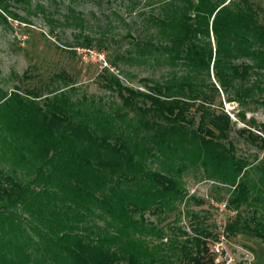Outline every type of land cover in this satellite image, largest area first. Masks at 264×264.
<instances>
[{
    "label": "trees",
    "instance_id": "trees-1",
    "mask_svg": "<svg viewBox=\"0 0 264 264\" xmlns=\"http://www.w3.org/2000/svg\"><path fill=\"white\" fill-rule=\"evenodd\" d=\"M20 1L0 0V10ZM128 1L129 48L110 66H161L157 77L126 85L102 67L100 86L118 99L109 101L73 97L62 71L45 92H0V264H211L213 234L196 214L184 238L145 216L176 209L189 170L227 186V236L264 239L255 208L264 207V154L248 162L230 136L264 139V122L245 117L264 109L261 0ZM224 102L236 104L233 119ZM241 206L254 207L246 219Z\"/></svg>",
    "mask_w": 264,
    "mask_h": 264
},
{
    "label": "rangeland",
    "instance_id": "rangeland-1",
    "mask_svg": "<svg viewBox=\"0 0 264 264\" xmlns=\"http://www.w3.org/2000/svg\"><path fill=\"white\" fill-rule=\"evenodd\" d=\"M260 4L264 6V0ZM148 10L149 7H145V11ZM0 14L6 19L4 22L0 18V92L31 86L45 92L43 86L50 87V77L62 71L75 85L73 97L84 95L94 99L101 97L105 101L118 100L100 86L98 74L102 67H109L124 84L133 86H139L138 79L143 76L157 77L161 70V66L140 67L121 60L110 66L109 61H113L115 53H125L129 48V37L125 33L131 29L134 15L129 11L128 0H27V3L20 1L19 4L9 2L7 12L0 10ZM83 35L93 40L88 50L99 53L101 58L76 43L82 40ZM73 46L75 51L71 52ZM222 104L233 119L236 104ZM250 116L264 122V109L245 113L246 118ZM242 126L244 124L238 121L235 129ZM230 136L236 154L248 162L254 164L264 154V139L260 147L259 142L245 141L235 131H231ZM182 181L186 194L175 210L167 213L165 218L163 214L157 217L147 212L145 216L152 222L161 218L160 225L165 226L168 236L171 232L166 225L179 226L187 235L178 236L184 238L193 234L191 226L195 225L196 219L191 215L196 214L201 224L213 234L207 237L209 241L217 232V225L233 217L227 212L219 215L210 200L225 201L229 190L223 184L204 178L197 170L183 173ZM253 208L239 207L241 219H246ZM255 208L256 215L264 217V207ZM248 225L254 224L248 222ZM227 237L228 248L232 251L239 246L252 253L250 263L237 264H264V239L251 236L246 231ZM172 264L179 263L174 261Z\"/></svg>",
    "mask_w": 264,
    "mask_h": 264
},
{
    "label": "built area",
    "instance_id": "built-area-1",
    "mask_svg": "<svg viewBox=\"0 0 264 264\" xmlns=\"http://www.w3.org/2000/svg\"><path fill=\"white\" fill-rule=\"evenodd\" d=\"M88 50V49H87ZM87 52L91 53L93 51L88 50ZM99 58L102 57L99 53H95ZM210 203L213 205V208L220 215L227 212L229 216H234L235 210H230L227 207L226 201H212ZM224 224L220 223L217 225V232L214 234V237L209 240V254H210V263L211 264H237L239 262L250 263L253 256L252 253L242 247L235 246L234 251L228 248V237L224 230Z\"/></svg>",
    "mask_w": 264,
    "mask_h": 264
}]
</instances>
